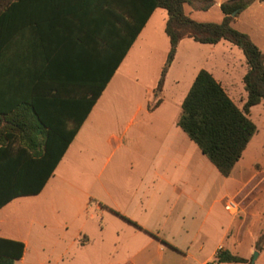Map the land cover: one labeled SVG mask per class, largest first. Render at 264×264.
I'll return each mask as SVG.
<instances>
[{"label":"crops","instance_id":"0c3cea01","mask_svg":"<svg viewBox=\"0 0 264 264\" xmlns=\"http://www.w3.org/2000/svg\"><path fill=\"white\" fill-rule=\"evenodd\" d=\"M222 3L218 0L216 5L221 8ZM186 6V14L195 20ZM168 18L164 9L150 16L40 193L13 196L1 204L13 192L32 190L40 182L39 160L46 146L36 130L26 138L22 127L0 128V238L25 244L24 256L16 264L33 262L29 249L46 243L84 246L97 240L100 247L111 249L109 264H264V249L257 250L264 230V166L256 163L247 172L244 158L250 157L252 145L225 177L178 125L182 104L201 70L211 73L242 109L248 96L243 82L246 57L237 60L233 49L220 51L225 40L201 44L209 46L213 55L210 68H205L197 63L196 54L204 47L186 38L179 44L162 92L156 95L171 47ZM232 27L249 35L264 53V1L249 6ZM67 29L63 18H48L31 31L35 55L47 59L41 64L43 70L67 68L72 44H84ZM117 42L112 51L105 42L96 41L95 76L83 83L85 95L102 86L118 57L121 41ZM249 117L264 125V101L251 108ZM71 126L67 118L56 129L64 136ZM260 141L253 143L255 148ZM241 198L244 205L238 203L239 213L232 216L227 199ZM90 207L98 216L111 218V236L103 229L97 235L86 222L70 225L63 217L75 213L81 217ZM224 209L231 215L228 222ZM71 227L75 234L66 236ZM209 245L214 249L206 253ZM227 253L247 263L220 262Z\"/></svg>","mask_w":264,"mask_h":264},{"label":"trees","instance_id":"16d2710c","mask_svg":"<svg viewBox=\"0 0 264 264\" xmlns=\"http://www.w3.org/2000/svg\"><path fill=\"white\" fill-rule=\"evenodd\" d=\"M263 1L229 0L221 4L224 14L221 23H200L186 14L185 6L208 10L213 0H0V128L22 127L26 138L36 130L43 135L46 146L38 166L40 182L32 190L13 192L1 204L13 196L40 193L108 78L157 9L168 13L166 34L171 47L156 95L162 92L179 44L186 38L204 45L225 40L240 48L246 57L248 72L243 82L248 96L242 109L211 73L201 70L182 104L178 121L218 171L228 177L258 131L249 117L250 110L264 101V53L249 35L234 29L232 23L253 3ZM48 18L57 21L63 18L69 34L84 42L72 44L65 69L60 66L55 71L43 70L41 64H46L47 59H38L35 55L31 31L37 30ZM98 40L112 51L117 49V41H121L119 54L102 86L88 96L83 92L87 90L83 83L95 76ZM64 96L69 99L65 100ZM67 118L71 119L72 126L62 136L61 129L56 127L65 124ZM19 122L23 125L18 126ZM263 249L264 230L257 243V250ZM25 250L22 242L0 238V264H16ZM219 261L247 263L228 253L221 255Z\"/></svg>","mask_w":264,"mask_h":264},{"label":"rangeland","instance_id":"374dc122","mask_svg":"<svg viewBox=\"0 0 264 264\" xmlns=\"http://www.w3.org/2000/svg\"><path fill=\"white\" fill-rule=\"evenodd\" d=\"M229 0H224L227 2ZM218 0H213V6L208 10H200L196 9L195 11H191V7L186 6L187 12H194L193 16L196 21L202 23H221L223 21V13L219 5H216ZM193 7V6H192ZM194 8V7H193ZM203 50L198 51L197 56V63L204 64L205 68H210V64L212 63L213 55L209 52V46H203L201 44H196ZM230 47V48H229ZM229 49H233V51L237 55V60H244L245 56L243 51L238 48L237 46L231 44L230 42L224 41L223 44L219 46V50L221 51H229ZM219 56V54H218ZM215 58V57H214ZM208 60V63L205 61ZM243 87V83H241ZM244 89V88H243ZM255 122V121H254ZM256 125L260 127V133L255 135L250 143L251 147V154L249 152L250 157L244 158L246 161L247 172L253 170L254 165L257 163H261L264 166V125L255 122ZM261 140V144L258 147H254L255 143ZM254 143V145H253ZM249 146V147H250ZM256 182L250 186V189L247 191V200H249L253 194V189L256 186ZM251 193V194H250ZM229 200V199H227ZM237 204L244 205V199H234ZM65 219H68L69 224L75 223H87L91 228L96 231V234H100L101 229L104 231V235L111 236V218L109 216H98L95 210L90 207L88 209L87 214L78 215L71 214V215H64ZM223 217L228 222L231 218V215L224 209L223 210ZM64 233V232H62ZM75 234V230L71 227L69 228L68 232H66V236H72ZM109 238V237H108ZM205 241L204 238H201ZM71 241V239L69 238ZM97 240V243L94 245H84L77 243H70V242H61L58 245H53V243H46L40 247H33L29 249V252L34 255L35 260L33 262H29L28 264H109L112 261V257H110V248L109 247H100L101 244ZM65 245V246H64ZM214 245V244H213ZM213 245H209L205 248L206 253H210L213 251ZM67 252L66 257H63V254ZM178 260V258H176ZM184 264H193L192 261H188Z\"/></svg>","mask_w":264,"mask_h":264},{"label":"built area","instance_id":"2783aa9c","mask_svg":"<svg viewBox=\"0 0 264 264\" xmlns=\"http://www.w3.org/2000/svg\"><path fill=\"white\" fill-rule=\"evenodd\" d=\"M227 209L232 216H236L239 213V206L233 199L227 200Z\"/></svg>","mask_w":264,"mask_h":264},{"label":"water","instance_id":"95a60500","mask_svg":"<svg viewBox=\"0 0 264 264\" xmlns=\"http://www.w3.org/2000/svg\"><path fill=\"white\" fill-rule=\"evenodd\" d=\"M233 16L235 17V16H236V13H235ZM257 258H258V252H256V253L254 254L253 262H255Z\"/></svg>","mask_w":264,"mask_h":264}]
</instances>
